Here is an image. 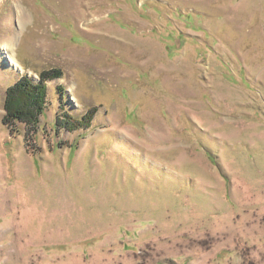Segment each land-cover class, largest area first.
<instances>
[{"label":"rangeland","instance_id":"374dc122","mask_svg":"<svg viewBox=\"0 0 264 264\" xmlns=\"http://www.w3.org/2000/svg\"><path fill=\"white\" fill-rule=\"evenodd\" d=\"M0 264H264V0H0Z\"/></svg>","mask_w":264,"mask_h":264},{"label":"trees","instance_id":"16d2710c","mask_svg":"<svg viewBox=\"0 0 264 264\" xmlns=\"http://www.w3.org/2000/svg\"><path fill=\"white\" fill-rule=\"evenodd\" d=\"M59 75L61 74L57 70L45 74L41 72L37 82L31 77L21 76L14 84L6 88L2 123L8 128L10 136L17 131V123H23L29 131L39 123V116L43 113L46 104L44 82L58 78ZM70 120H72V117H70ZM75 120L83 123L84 118H74ZM75 124L69 127H73ZM28 130L26 133H28ZM31 133H34L33 130Z\"/></svg>","mask_w":264,"mask_h":264},{"label":"bare ground","instance_id":"6f19581e","mask_svg":"<svg viewBox=\"0 0 264 264\" xmlns=\"http://www.w3.org/2000/svg\"><path fill=\"white\" fill-rule=\"evenodd\" d=\"M10 52H11V51H6L7 55L9 56V60H8V62L10 61V62L14 63V62H16V61L13 59L14 57H12V54H11Z\"/></svg>","mask_w":264,"mask_h":264}]
</instances>
